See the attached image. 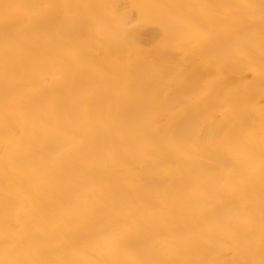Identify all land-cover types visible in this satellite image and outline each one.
I'll return each instance as SVG.
<instances>
[{"label": "bare ground", "instance_id": "1", "mask_svg": "<svg viewBox=\"0 0 264 264\" xmlns=\"http://www.w3.org/2000/svg\"><path fill=\"white\" fill-rule=\"evenodd\" d=\"M0 264H264V0H0Z\"/></svg>", "mask_w": 264, "mask_h": 264}]
</instances>
